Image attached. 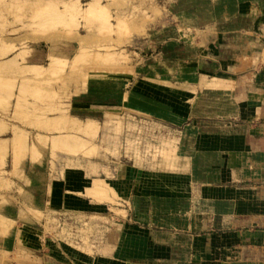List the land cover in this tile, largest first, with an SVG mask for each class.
<instances>
[{"label": "crops", "instance_id": "obj_1", "mask_svg": "<svg viewBox=\"0 0 264 264\" xmlns=\"http://www.w3.org/2000/svg\"><path fill=\"white\" fill-rule=\"evenodd\" d=\"M174 2L194 43L178 49L185 76L131 82L118 101L119 114L127 105L169 125L164 141L62 174L21 164L33 168L34 209L66 221L50 237L25 226L30 237L3 245L24 264H264V0ZM97 181L113 202L87 194Z\"/></svg>", "mask_w": 264, "mask_h": 264}, {"label": "rangeland", "instance_id": "obj_2", "mask_svg": "<svg viewBox=\"0 0 264 264\" xmlns=\"http://www.w3.org/2000/svg\"><path fill=\"white\" fill-rule=\"evenodd\" d=\"M174 1L0 0V264L31 263L3 247L28 238L21 228L42 226L50 237L66 224L34 209L33 168L24 173L21 164L62 174L81 160L117 158L121 149L124 160H137L161 141L157 134L169 125L127 105L119 114L118 101L131 82L185 76L178 49L194 43L183 36ZM103 108L109 113L98 118ZM107 191L97 181L87 194L113 202Z\"/></svg>", "mask_w": 264, "mask_h": 264}, {"label": "bare ground", "instance_id": "obj_3", "mask_svg": "<svg viewBox=\"0 0 264 264\" xmlns=\"http://www.w3.org/2000/svg\"><path fill=\"white\" fill-rule=\"evenodd\" d=\"M94 10H95V9H94ZM94 10H91V11L93 12ZM97 10H98V9H97ZM87 12H88V11H87ZM92 12H91V13H92ZM95 13H96V12H95Z\"/></svg>", "mask_w": 264, "mask_h": 264}]
</instances>
